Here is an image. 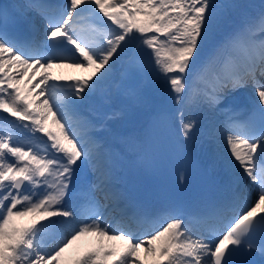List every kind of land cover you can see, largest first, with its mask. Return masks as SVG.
Returning a JSON list of instances; mask_svg holds the SVG:
<instances>
[{
    "label": "snow or ice",
    "instance_id": "6c2138e0",
    "mask_svg": "<svg viewBox=\"0 0 264 264\" xmlns=\"http://www.w3.org/2000/svg\"><path fill=\"white\" fill-rule=\"evenodd\" d=\"M235 7L224 0L0 5V113L7 114L0 115V264H60L65 251L89 235L97 245L71 264H257L253 253L264 264V10L225 30ZM27 10H38L46 21L44 46L23 37L32 26ZM133 45L150 50V62L177 105L199 98L224 112L221 135L238 188L230 197L188 212L128 215L112 184L105 146L83 140L77 127L86 120L83 103L108 84ZM61 66L91 72L51 77L48 70ZM140 67L132 64L128 71ZM39 69L44 71L34 80ZM248 87L258 107L239 123L229 115V98ZM49 116L56 131L47 126ZM177 116L180 135L192 140L196 121L182 108ZM85 165L93 176L87 189H79L86 210L78 213L65 201ZM247 181L256 187L254 201ZM109 205L122 217L116 226L103 221ZM28 214L39 219L17 224ZM53 231L59 238L50 246L45 237ZM117 240L120 250L105 243Z\"/></svg>",
    "mask_w": 264,
    "mask_h": 264
},
{
    "label": "bare ground",
    "instance_id": "6f19581e",
    "mask_svg": "<svg viewBox=\"0 0 264 264\" xmlns=\"http://www.w3.org/2000/svg\"><path fill=\"white\" fill-rule=\"evenodd\" d=\"M245 16L241 17L240 19L242 20ZM231 26L228 25L226 27V30H228ZM132 47L130 49H128L126 51V53L121 57V59L118 61V63L115 66L114 72H116L117 70L120 71L119 66L121 64V62L123 61V59L125 58L126 54L131 51ZM136 53V51H134L132 53V56H134ZM150 61V60H149ZM77 71L79 72V74H81L82 76H86L91 72V69L88 70H83V69H78ZM117 85H120L119 83H115V87H116V91L121 90V86L117 87ZM251 90V89H250ZM253 92V90H251ZM105 93L109 94V91L105 86H103V88L101 90H99L95 96H93L92 98L86 100L84 103L89 105L90 107L94 108L95 106V99L96 98H103L105 97ZM171 99H174L173 96L171 97ZM183 105H177L175 102V114L177 115V110L181 109ZM192 109L193 111H197V116L200 117V120H203L205 118H207V121L205 122L204 126L208 127L210 130H202V133H208L212 135V142L215 143V150L220 151L222 156L227 159L228 153L226 150V147L224 145L223 139L220 138L221 135V129L223 127V122L220 119V115L216 112V110H213L212 108H209L206 104L202 103L200 100H198L197 103L194 104V108L193 106L188 107V105L186 104L184 109L185 110V116L187 117L188 111ZM49 119V124L51 125V127H55L56 125L52 123L51 121V116ZM178 119V116H177ZM204 121V120H203ZM57 129V128H56ZM134 138L136 143L135 144H139L142 143V137H141V131L137 130L134 134ZM135 151V148L134 150ZM199 157L201 160H203L204 162L208 161V164H212V163H216L217 161L214 159L215 155L214 152L209 151L208 155H206L204 152L202 154H199ZM223 171L222 168L219 167H215L214 168V173H218ZM250 186H253L252 184H250ZM35 219H39V215L38 214H28L26 216L23 217H18L16 218V222L17 224H27L32 222ZM48 238V235L45 237V239ZM59 238V237H58ZM58 238L53 239L52 241L49 242V245L52 246L55 244L56 240ZM106 244L111 245V246H118L119 244L122 245V241H105ZM97 245V240L95 236L89 235V236H84L81 237L79 240L75 241L73 243V245H71L66 251L65 253L62 255L61 259H60V264H71L72 261H74L80 254H82L86 249L91 248V247H95ZM141 255H143V252H141Z\"/></svg>",
    "mask_w": 264,
    "mask_h": 264
},
{
    "label": "rangeland",
    "instance_id": "374dc122",
    "mask_svg": "<svg viewBox=\"0 0 264 264\" xmlns=\"http://www.w3.org/2000/svg\"><path fill=\"white\" fill-rule=\"evenodd\" d=\"M234 1H237V0H229V3L234 4ZM242 1H243V2H246L247 0H242ZM253 1H254V0H252V2H250V5L253 4ZM234 5L237 6L236 8H238V9H237L238 13L241 12V11H242V8L244 7V5H238L237 3H235ZM248 5H249V4H248ZM233 13H234V8L230 11L229 14L231 15V14H233ZM228 18H231V17L228 16ZM227 21H228V20H227ZM227 21L225 22V24L227 23ZM141 257H142V256H141ZM142 258H143V257H142Z\"/></svg>",
    "mask_w": 264,
    "mask_h": 264
}]
</instances>
